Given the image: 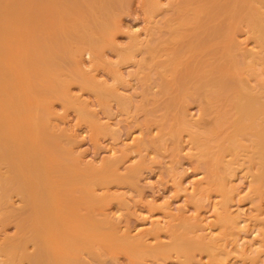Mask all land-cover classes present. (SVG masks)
<instances>
[{"label": "bare ground", "instance_id": "6f19581e", "mask_svg": "<svg viewBox=\"0 0 264 264\" xmlns=\"http://www.w3.org/2000/svg\"><path fill=\"white\" fill-rule=\"evenodd\" d=\"M122 1L0 0V226L14 229L13 234L8 236L6 229L0 228L5 234L0 231L2 234L0 235V264L94 263L100 260L105 252L110 253L114 248L127 253L132 257V261L134 259L143 260L147 256L156 258L161 254L164 255V248H159L160 250L157 251V246L162 245H157L155 251L147 247L149 244L142 241L144 236L141 237V241H138L140 237L135 240L125 238L123 241L125 244H117L116 233L120 230L116 231L117 229L113 228L114 225L107 213V209L113 204L106 209L107 202L96 194V191L99 192L98 189L101 192H109L113 184L136 179L139 172L141 173L140 170L146 167L147 160L148 162L153 160L152 158L146 159V155H143L149 147H154L153 141L145 140L142 133L143 140L134 144V147L127 146L130 143L128 142L127 147L124 146L126 148H122L115 158L112 153L116 150L110 149L113 159L108 157L109 160H105L101 167H97L95 162L96 165L91 164L97 168L89 166L79 155L75 156L77 152L73 154L76 148L73 149L72 146L77 141L74 136L67 135L70 133L65 130L66 128L63 129L65 123L63 121L66 117L63 121L60 118L62 124L60 119L57 120L60 126L62 125L61 127L53 125L61 128L56 134L51 123L58 124L54 121L60 116H57L58 112L53 111L54 107H51L52 102L58 103H55L54 99L60 100L61 105L68 106L67 109L64 106L63 110L60 108L62 111L65 109L69 111V108H73L76 112H71L79 113L77 117L75 116L78 118V121L76 119L77 126L84 125L85 122L82 121L84 119L91 129L90 132L88 128L91 137L102 135L100 139L96 137L99 142L96 139V143L93 141L94 144L99 143L100 145V140H103L104 136L106 138L109 136L113 142L121 139H118L117 133L121 132L122 129L118 127L122 123H118L117 120L113 122L118 117L112 118L111 114H115L116 111L109 114L108 108L111 105L116 104L119 108L118 112L126 113L127 118H132L128 120V125L132 124L130 121H133L132 125L138 124L142 119L140 118L138 122L134 121L138 118L130 112L143 114L146 112L142 109L143 106H140L142 105L140 102L138 106H135L138 102L133 104V101L140 97L143 100L146 99L147 94L150 95L154 91V89L151 90L150 85L154 81H157L159 88L155 83L154 85L158 89L162 87L169 89L170 86L174 91V85L176 87L174 97L182 93V98L181 102L179 101L177 114L175 111L173 116L179 115L177 119H181L178 120L182 122L180 126L187 127L186 129L191 131L192 142L188 141L193 143L195 152L191 150L189 154L194 159L197 169H202L200 172L206 175L208 185L214 188L216 193L219 191L222 197L223 194L229 196V193L237 191L233 185L232 188L227 185V180L230 181V171H228L230 164L229 161L227 162L228 159L226 163L224 160L226 154L234 158L243 154L247 158L243 165L248 163V167L255 171L247 177L250 179L249 188L253 197L252 201L257 208L264 206V79H261L262 76L264 78V0H177L178 2L175 3H172L174 2L172 0L169 3L166 1L167 6L164 3L166 7L161 0H144L145 21L143 23L145 22L146 25L145 28L142 27L145 30V33L144 30L142 31L144 36L138 39L140 38V33H138L137 37V34L135 37H129L130 43H126L127 46L125 44V48L120 49L115 45L114 38H117V34L122 31L125 33L124 29L122 30L123 25L121 26L122 20L116 13V6H119ZM241 29H247V31L244 32ZM240 30L249 39H253L255 42L253 43L258 47L257 52L252 51L254 53H251L247 51V48L242 47L243 42L237 37L242 33ZM184 41L186 44L183 43ZM104 48L107 51L111 48L117 52L115 54L117 62H114L113 66L110 62L104 63L107 61L102 54V51L104 54L107 52ZM251 50L255 49L251 48ZM145 54L149 55V61V58L146 57L147 60L143 58ZM86 55L92 56V62L94 61L95 66H99L98 68L93 66V63L91 64L92 67L97 68L96 72L101 67L108 71L105 75L111 77L110 83L114 82V85L112 83L107 86L109 79L104 81L106 78L103 80L106 84L101 80L99 83V79L94 78L96 75L89 76L93 72H85L86 65L84 69L82 59ZM138 57L140 58L135 60ZM128 64L136 68L133 75L131 74L134 72L127 69L130 70L127 73L128 78L131 77V81L135 78L142 90L144 86H150L149 89L145 88L147 92H143L136 84V86L133 85L134 87L131 86L133 82L126 84L133 89L137 87L136 95L139 97L135 94L131 96L132 98L129 97L137 88L131 92L129 90L132 88L129 86L131 89L128 92L131 94L126 91L127 88L123 87L130 80L121 71L124 67L120 68ZM64 66L66 69L68 66L70 70L67 69V71L72 72L73 74H70L77 78L69 79L71 75L65 76ZM105 69L104 71L100 69V71L105 72ZM152 73L155 75L153 76ZM101 74L103 75L100 73L99 76ZM191 80L190 85L188 82ZM253 80L255 86L250 85ZM70 83H76L83 93H89V100L91 98L97 100H92L93 103L97 102L95 106H101V112L105 111L107 117L110 115L114 125L119 124L118 127L115 126L118 128L117 132L112 130L107 122L103 125L100 124L103 120H97L95 112L100 111V108L95 109L94 106L90 108L95 110H89L87 105L73 97L76 95L69 92L68 88L75 85L71 84L68 87ZM119 87L120 89L125 88L128 98L125 97L127 95L124 96V90L121 91L122 95L120 94ZM172 88L169 90L171 93H173ZM165 89H162L163 92ZM149 90L152 92H148ZM160 90L159 93L162 92ZM139 91L145 94L140 96ZM159 93L152 94L159 95ZM167 94L163 96V100H166V97L168 99V95L172 96V94ZM172 99L165 102L174 103L173 106L176 107L178 96L174 102L171 101ZM143 100L141 103H144ZM111 101H114V104ZM191 102L199 106L203 112V118H211L207 119L209 121L204 119L206 122L203 121L202 127H199L197 131L192 130L194 127L187 115V107H190L188 105ZM170 106L168 105V109L171 108ZM173 106L171 111L176 109ZM53 112L57 113L56 117ZM118 115L121 116V114ZM125 115L122 117L123 121H127V118L124 120ZM79 117H83L82 120L80 119L83 123L79 121ZM144 119L142 120L143 125L147 126L150 122L145 117ZM166 119L165 115L164 120ZM112 122L109 123L112 124ZM127 124L125 122L126 126ZM123 129L126 130L125 127ZM61 136L66 140L65 145ZM91 139L94 140V138ZM173 140L175 142V137ZM167 143L166 141L165 145ZM158 149L161 151L160 146ZM132 150L140 156L141 160L135 158L141 161L137 165V162H133L135 165H129ZM148 153L145 154L151 157ZM180 153H178L179 156ZM154 155L152 156L155 159L157 156ZM125 164H127L126 171H122L123 174H121L120 166ZM228 184L230 186V183ZM78 193L83 194V197H80L81 202H78L79 198L76 197ZM99 216H103V219ZM256 219L254 218L256 221L254 223L258 224L259 220ZM259 224L264 227V220ZM182 243L183 241H180L177 245L176 250L179 253H183L180 247ZM185 244L183 243L182 248L185 249V253L187 251L189 253L192 248L189 247L187 250L188 245L184 247ZM201 244L204 247L207 245ZM205 248L208 249V247ZM262 249L263 252H261ZM262 249H259L257 253L261 254L255 259L264 256V248ZM82 256L86 257L85 263L82 262L84 259ZM101 260L104 261V258Z\"/></svg>", "mask_w": 264, "mask_h": 264}, {"label": "rangeland", "instance_id": "374dc122", "mask_svg": "<svg viewBox=\"0 0 264 264\" xmlns=\"http://www.w3.org/2000/svg\"><path fill=\"white\" fill-rule=\"evenodd\" d=\"M143 1L144 0H123L119 6H116V8H117L116 13H118V15H119L118 17H120L119 19L122 20V21L120 20L121 26L123 25L122 30L124 29V31H125V33L122 31L121 33H118L117 36L115 35L117 37V38H114L116 40L115 45L118 48H120V49L125 48V46H127L126 43H130L129 37H135L136 34H137L136 35V37H137L138 33H140L139 34L140 38H138V39H141L144 36V34L142 35V33L143 32L145 33L144 28L146 25L144 24L145 22L143 23V21H145L144 20L145 19V12H144L145 11V8H144L145 7V4H144L145 1L144 2ZM161 1H162V4L164 6H165V4L167 6V3L171 2L172 0H161ZM166 1H167V3H166ZM173 1L174 2H172V3H175V2H178L179 0L178 1L173 0ZM142 10L144 13L142 12ZM142 27H144V28H142ZM241 30H244V32L247 31V29H241ZM240 31H239V33L242 32V31L241 32ZM132 33H133V35H132ZM242 34H243V36H242ZM129 35H131V36H129ZM248 36H250V35H248ZM237 37L240 38V41H242L243 44H241L240 41H238L239 38H237V41L242 45V47H244V49L247 48L248 52L251 51V53H254L255 51L256 52L258 51L257 50L258 47H256L257 45L254 44L255 42L253 41L252 38H251L252 40L249 39V37H247V35H245L243 32L241 34H239V36L237 35ZM128 40H129V42H127ZM246 40H247V42H246ZM140 41L142 42V40H140ZM183 43L186 44L185 41ZM247 43H249V45ZM180 46H181L180 48H182L181 44H180ZM251 48L255 49V50H251ZM110 49H108V51L105 49L107 52H105V54H104L102 51V54L104 55L103 58L105 57V59L107 60L104 63L110 62V63H112L111 65L113 66L114 62H117V58H116L117 55H115L117 52H115L114 49H111V50ZM177 49L179 50L178 46H177ZM181 51H182V49H181ZM252 51H254V52H252ZM145 55L143 58L145 60H147L149 58L148 57L149 55L148 56L147 55L145 56ZM146 57H147V59H146ZM114 58H116V59H114ZM139 58L140 57H138L135 60H138ZM162 58H164V57H162ZM91 59H92V56H88V55L84 56V59H82L84 69H85V65H86L85 72H90V73L93 72V74H89V76H92V75L95 76L96 75L95 77L94 76L93 77L95 78V80L99 79V83L103 82V80L106 78L104 81H108L107 79H109L108 83L107 84L105 82H103V83H105L107 86H109V84L112 85V83L114 85V82L110 83L111 77H108L109 76V75H107L108 71L105 68H104L105 72H102V71H104V69L101 66H100L101 67L100 69H102V71H100V69H98L99 71L97 70L98 72L95 71V69H97V68H94L91 66L92 63H93V66H95L94 61L92 62ZM114 60H116V61H114ZM149 60H150V58L148 59V61ZM97 67L99 68V66H97ZM109 67H110V65H109ZM122 67H124V68L122 69ZM64 68H65L64 71H66V74L69 73L68 75H66L64 72L63 74H65V76L69 77V75L73 74L72 72L67 71V69L70 70L68 66H67V69H66V66H64ZM93 68H94V70H93ZM125 68H126V71H125ZM120 69H122L121 71L123 72V75L126 78H128L127 73H129L130 70L132 72H134V73L131 72L132 73L131 75L135 74V71H136V68L133 67L131 64L122 65ZM127 69H130V70L128 71ZM177 70H179V68ZM94 73H97V74H94ZM100 73H103V75L102 74L100 75L103 78H101L99 76ZM105 73H107V74L105 75ZM152 74H153V76L155 75V73H152ZM153 76H152V78H153ZM73 77H76V76L71 75V77H69V79H73ZM96 77H99V78H96ZM262 77H261V79L263 80L264 78H262ZM126 78H124V79H126ZM129 78H128V80H130V82L128 81L127 83H125V86H123V87L127 88L126 89L127 92L129 89L132 88L131 86H133V85L134 86L137 85V87L139 89L142 88V87H140L141 85L139 86V84H137V80L133 76H132V78H134V80L132 79L133 81H131V77H129ZM100 80H101V82H100ZM134 81H136V82L134 83ZM131 82H133L134 84ZM156 82L157 81H154V82H152V84H150L152 87L151 90L154 89V91L152 92L149 90L148 92L159 93L158 91L160 89H161L160 91H162V92H160L159 95H154L152 93L150 95L147 94L148 101H147V98L144 100L141 99V97L137 98V97H139V95H136V92L138 90L137 87L129 90L132 92V90H135L137 88L136 91L132 92L133 94L131 92H128V93L132 94L129 96L130 98H132L135 95L137 96V97H134L137 99L134 100L135 102L133 101V104L138 102V104L135 105V106H138L139 102H140V104H142L140 106H143V108L142 107L141 108L143 110H145L144 112H146V114H143L140 112H130V114L132 113V115H136V118H138V120L135 119V116H133V119H135L134 121H136V122H138L140 118L143 120L145 117L150 122L147 126L143 125L144 121H142V120H140L138 122V124L135 123L134 125H132L133 121H130L132 124H130L131 126L128 125L127 124V123H129L128 120L132 119V118L131 117L127 118V116L125 115L126 113L125 114L123 113L125 115L124 120H125V118H127V121H123L122 117L124 115L121 113V111L118 112L119 108H117L116 104H115L116 107L114 105H111V103L114 102V101H111V103L109 104V105H111L110 106L111 108L110 107L108 108L109 114L116 111L115 112L116 115L115 114H111V115L113 116L112 118L118 117L117 119H114L113 122H115L117 120L118 123L124 124V125L118 124L120 127H118L117 124H115V125L113 124L112 120L110 119L111 118L110 115L107 117L106 116L107 114L105 113V111L101 112V110H102L101 106H95V103H97V102H94V103L92 102V100H95L94 98L93 99L91 98L89 100V98H90V96L88 95L89 93L86 94L87 93L86 91H85L86 93H83V91H81V89L78 88V85L76 83H70L68 85V87L71 84L75 85L74 87H73V85H71V87H72V88L70 87L71 89L68 88L69 92H71V93L73 92V95H76V96H73V95L72 96L76 99H79V101L82 102V104L87 105L89 110H91V109L95 110L96 107L100 108V111L97 109L98 112H95V113H97V116L95 115L96 118H98L97 120H99V119H100V121L103 120V121H101L100 124L105 125L108 123L109 125H111V129L114 130L115 132H117L118 128L122 129L121 132L118 131V133H117L118 139L121 138L117 141L120 142L123 140L125 142H120L119 144L115 140L113 142L112 138L110 139L109 136H107V138H106V136H104L103 140L102 139L100 140V143H101L100 145H99V143L94 144L93 141L96 143L98 141V139L96 137H98V136H96V137L92 136L91 137V135H90L91 129L88 126L87 122L83 119V117L82 118L79 117V121H81L83 119L82 121L85 122L87 127L84 126L85 124L81 125L83 123L82 121H81L82 123L80 124L81 126H79V125L77 126L78 118H76V117L79 113L78 114L74 113V112H76L75 109L69 108V111L66 110L68 106L66 107L65 105H61V102H59L60 100L57 101L58 99H54L56 101L55 103L58 102L57 104H54V102H52L53 104H51V107H54V109L52 108L53 111L58 112V115H57V113H54V112H53V114L60 116L59 118H57L55 115L56 121H54V120H51V121L57 122V120L60 118L63 121L64 118L66 117L65 119L67 121L66 120L63 121V122H65L63 124V129L66 128L65 130L70 133V134H67V132H66V134L74 136L76 138V141H77L75 143V145L72 146L73 149L76 148L75 151L73 150L74 151L73 154L75 155V152H77V154L75 156L79 155L82 158V160L86 164H88L89 166H92V164L93 165L97 164V167H101L102 164L105 162V160H107V159L109 160V158H112V154H113V158H115L116 156H118L117 154H120V150H122V148L124 149L128 145H129V147H134L135 146L134 144H137L138 141L143 140V137L145 140L147 139V140L153 141V144H154L153 145L154 147H149L150 149L148 148L149 151L147 149V151L149 153L147 151H145V153L151 154V157L143 152V155L144 156L146 155L145 156L146 159L152 158L153 160L150 161L151 163L148 162L149 160H147L146 167H144L140 170L141 173L139 172L140 177L138 175L137 178L134 180L128 179L127 181H122V182H119L117 184H113L110 186V188L111 187L112 188L109 192L108 191L101 192L98 189L99 192L97 193V191H96V194L99 195L103 200H105L107 202L106 209L111 204H113L110 206L109 209H107V213H108V216L110 215L109 220L113 223V225H114L113 228H115V230L117 229L116 231L120 230L119 232L116 233L117 244H119V243H120L119 245H121L123 243L125 244V242H123V241H125V238L126 239L130 238L131 240H135L136 238L139 239V237H140V240H138V241H141V239H142L141 237L144 236L143 237L144 239H142V241L143 242L145 241V244L146 243L149 244L148 246L146 245L147 247H149L150 249L152 248V250L155 251L157 245H162L159 247L157 246V251L160 250L159 248H161V249L164 248V249L168 250V252H165V250L163 249L164 255L161 254V256L159 255L156 257L159 260H157L155 257H152L153 259H155V260H153L152 258H150L151 256H147V258L145 257V259H143V260L139 259L140 260L139 261L138 259H134L132 261V257H130L127 253H125L124 251L123 252L119 251V250H117V248L116 249L114 248L113 250H115V251H113L111 249L112 251H110V253L105 252V254H103L101 256L100 260H98L96 262L94 261V263L91 261H90L91 263L86 262V264H100V262H101V264H233V263L234 264H264V256H262L261 258L259 257L260 259L258 257H257L258 259L257 258L255 259V257L258 255L257 252L260 251L262 248H264V246L262 244V241L264 240V236H263L264 227L261 224H259L260 221L262 222L264 220V206L257 208L256 205L252 201L253 197H252V194H251V191L249 188L250 179H247V177L254 174V172H255L254 169L251 167H248L249 166L248 163L243 165L244 162L246 163L245 159H247L245 155L240 154L241 156L234 158V157H231L228 154H226L224 162L226 163V160L228 159L227 162L229 161V164H230L229 169H228V171H230L229 179L233 183V184H231V182L229 180H227L228 181L227 185H228V187H231V188L233 186H234L233 188L236 187L235 189H237V191L234 189L236 192L233 191V192L229 193V196H225V194L222 193L224 195L223 197L219 191L216 193V190L214 188H211L210 185H208V183H207L208 180L206 181L207 177L204 174V172H200V171H202V169H200V168L197 169V167L195 166L194 159L189 154V153H191V150L193 153L195 152V148H194L193 143L192 144L190 143V142H192L191 141V135H190L191 131L189 132L186 129L187 127L180 126L182 122L181 121H179L180 123L178 122V120H181L180 118L177 119V117H179V115H177V117H176V115H175V117L173 116L175 111H176L175 114H177V109L179 107L178 105H180V102H181L182 93L177 95L179 100L176 99V103H175L176 107L173 106L174 103H172V104L168 103L167 104L166 102L170 101L171 98L174 99V100L173 99L171 100L172 102H174L175 98H177L176 95H175L176 97H174V95H173V94H176V92H174L176 90V87L173 85V87L175 89L174 91H173V88L170 86H169V89H168V87L166 89L163 87L158 89L159 88L157 85L158 83L156 84ZM166 82H169V81H166ZM253 82H255V81L253 80L252 83L250 82V85L253 84ZM130 83H131V86L130 85L129 86L131 88H129V86L126 85V84H130ZM154 83L157 85L158 88L156 87V85H154ZM188 83L191 85L192 80H191V82H188ZM187 86H189V85H187ZM253 86H255V83L253 84ZM110 87H112V86H110ZM146 87L144 86L143 90L141 89V91L147 92V90H145ZM149 87H147L146 89H149ZM125 88L120 89V87H119V92L121 94V91L124 90L123 94H124V96L127 95L125 97L128 98V94L126 93ZM170 88H172L171 91H173V93H171L169 91ZM162 89H165L166 93L163 92L164 90H162ZM167 89H168V91H167ZM141 91H139V93H138V94H140V96L142 94H145ZM167 93L172 94V96L168 95ZM165 94L168 95V99L166 97V100H163L162 98L165 97L164 96ZM170 96H171V98H170ZM142 100L145 104L141 103ZM145 100L147 101V103ZM95 101H97V100H95ZM164 102L166 105L164 104ZM159 103H161V104H159ZM168 105L169 106L172 105L173 108H176V109H174V111H171L172 106H170L171 108L169 107L170 109H168ZM64 106L66 107V109H65V111H62ZM112 106H114V107H112ZM188 106H190V107H187L188 108L187 109L188 110L187 115H188V118L190 117L189 122L194 127V128H192V130L194 129L193 131H197L198 129H200L199 127H202V123H203V121H205L204 119H206V121H209L207 119H211V118H203L202 117L203 112L201 111L199 106H197V104L191 102V104L189 103ZM90 107H94L95 109L90 108ZM153 107H155V108H153ZM112 108H113V111H111ZM114 108H117V109H114ZM149 108H150V111H149ZM71 111H74V112H71ZM169 112H171V113H169ZM64 113H66V115ZM118 114H121V116ZM168 114H169V116H167ZM114 115H115V117H114ZM165 115H166L168 120L167 119L164 120ZM61 116H63V117H61ZM198 116H200V118H198ZM106 117H107V119H106ZM153 117H155V118H153ZM108 118L111 121L108 120ZM61 119H60V121H61ZM76 119H77V121H76ZM62 121H61V124H62ZM119 121H121V122H119ZM109 122L110 123L112 122V124H110ZM125 122H126L127 126L125 125ZM163 122H165V123H163ZM193 122L198 127L196 125H194ZM57 123L58 124H53V123H51V124H52V126L53 125H57V126L59 125V127L62 126V125L60 126L59 121ZM115 126L118 128H115ZM121 126L122 127L124 126L126 128V130L123 129L124 127L122 128ZM136 126H138V128H136ZM169 126H170V128H169ZM56 127L53 126V128H55V131L57 134V131L61 130V128L57 127L58 130H56L57 129ZM88 128L90 129V132H89ZM63 129H62V131H63ZM142 133L144 134L143 137L141 135ZM151 133H152V135H151ZM186 133H187V135H186ZM60 134H62L61 131H60ZM63 134L65 135L64 131H63ZM118 134L119 135L121 134V135L119 136ZM89 136L91 138H94V140L89 138ZM100 136H102V135H99V137ZM102 137H100V138H102ZM174 137H175V142L173 140ZM61 138L64 139L63 144L65 145L66 144L65 138L62 136H61ZM95 139L97 141H95ZM131 141H132V143H131ZM133 141H134V143H133ZM166 141L168 142L166 144L167 146L165 145ZM110 142H112V143H110ZM128 142H130V143H128ZM178 142L180 144H178ZM115 143H117V144H115ZM108 144H110V145H108ZM126 144H127V146H126ZM124 146H126V147H124ZM159 146H160L161 151L158 149ZM111 147H113V148H111ZM166 147H168V148L166 149ZM172 147L174 149H172ZM177 147H179V148H177ZM110 149H112V150L114 149L113 151L116 150L115 151L116 154L112 153V150H110ZM173 150H174V152H173ZM175 151H176V153H175ZM178 153H180L181 157L179 156ZM153 154H155L154 156L159 157V160H157V157H155V159H154V157L152 156ZM131 156H132V158H131ZM242 156H243V161H242ZM228 157H230V158H228ZM135 158L140 159V156L137 155V152H133V150H132V152H130V156H129V159H130L129 165H132V164L135 165L136 162H137L136 163V165H137V164H139L138 162H141L140 161L141 159L137 161V159H135ZM112 159H110V160H112ZM131 160H133V161H131ZM233 160H234V162H233ZM100 162H102V163L100 164ZM133 162H135V163H133ZM235 163H236V165H235ZM234 165H235V167H234ZM126 166H127V164L120 166L121 167L120 173L122 171H126V169H125ZM92 167L97 168L96 166H92ZM235 168H236V170H235ZM231 170H232V172H231ZM233 172L235 174H233ZM121 174H123V173H121ZM202 179H204L205 181L204 180L202 181ZM202 182H203V184H202ZM205 183H207V184L205 185ZM228 183H230V186ZM209 189H212V190H209ZM207 190H209V191H207ZM78 194L79 195H76V197L78 196V198H79L78 202H79L80 197L82 198L83 194H81V193H78ZM233 194H234V196H233ZM225 198H227V199H225ZM13 201H14V199H13ZM78 202H76V204H78ZM18 204L16 206H18ZM112 206H114V207H112ZM108 210H109V212H108ZM225 210L227 211V213ZM113 212H114V214H113ZM111 216H112V218H111ZM120 216H121V218H120ZM99 218L103 219V216H99ZM254 218L255 219L257 218L259 220L258 224L254 223V222H256L254 220ZM225 222L227 225L225 224ZM158 224H160L161 226H159ZM12 225H9V226L13 227ZM0 228H2V225L0 226ZM6 228L7 227H3L2 230L3 229L5 230ZM2 230H0V231L3 233ZM13 230H14L13 228L8 227V229H6L5 231L7 233L8 232L9 233L8 234L6 233V235H8V236H9V234L12 235ZM173 232H175V233H173ZM118 233H120V234H118ZM128 234L130 236H128ZM0 235H2V234H0ZM155 236H157V238ZM176 236H177V238H176ZM178 237H179V239H178ZM201 237H205V238L201 239ZM261 239H262V241H261ZM148 240L150 243L148 242ZM202 240H204L205 242ZM180 241H183V243H186L188 245L187 247H186V244L184 246L187 248V250H189L188 249L189 247H191L192 250L190 249L189 253H188V251H187V253H185L186 251L184 252L185 249L183 250V248H182L183 243H182V245L180 244L181 246L180 245L179 246L181 247L183 253H185V254L179 253L178 250H176V249H178L177 245H178V242H180ZM189 242H194V243L192 244ZM197 242L200 244L201 243L207 244L208 246L205 245V247H208V249L205 248L202 244H201V246H202L201 247L200 244H198ZM214 243H216V244H214ZM263 243H264V241H263ZM194 244H197V245H194ZM117 247H121V246L117 245ZM180 247H179V249H180ZM198 247H200V248H198ZM201 248H203V250ZM242 250H244L246 253ZM251 251H252V253H251ZM261 252H263V249ZM260 254L258 256H260ZM167 256H168V258H167ZM83 258L84 257L82 256V259ZM85 258L82 260V262H84ZM103 258H104V261L101 260ZM163 258H164V260H163ZM102 261H103V263H102ZM258 261H259V263H257Z\"/></svg>", "mask_w": 264, "mask_h": 264}]
</instances>
